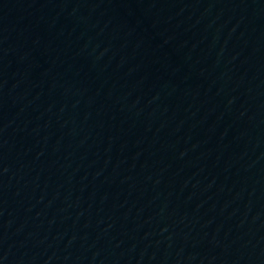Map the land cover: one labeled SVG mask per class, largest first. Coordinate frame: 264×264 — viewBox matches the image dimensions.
<instances>
[{
  "label": "water",
  "instance_id": "1",
  "mask_svg": "<svg viewBox=\"0 0 264 264\" xmlns=\"http://www.w3.org/2000/svg\"><path fill=\"white\" fill-rule=\"evenodd\" d=\"M0 264H264V0H0Z\"/></svg>",
  "mask_w": 264,
  "mask_h": 264
}]
</instances>
